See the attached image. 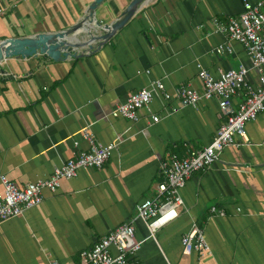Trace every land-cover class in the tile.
<instances>
[{
	"label": "crops",
	"instance_id": "crops-1",
	"mask_svg": "<svg viewBox=\"0 0 264 264\" xmlns=\"http://www.w3.org/2000/svg\"><path fill=\"white\" fill-rule=\"evenodd\" d=\"M93 1L0 0V40L68 28ZM130 2L105 0L96 19L110 23ZM242 11L243 0H148L85 56L0 62V172L18 186L49 177L56 165L87 148L80 133L85 125L104 144L120 137L102 168L80 169L56 192L43 190L41 204L0 224V264H78L83 249L130 221L136 205L156 195L165 179L162 160L184 158L213 140L226 119L215 99L192 108L159 95L136 121L110 112L157 79L172 93L182 86L201 90L198 62L214 74L252 68L240 42L213 31V19L227 22ZM229 42L231 52H216ZM249 77L257 82L255 70ZM152 114L161 119L152 121ZM248 123V142L225 148L189 177L179 216L157 231V240L135 221L136 238L144 241L126 264H264V111ZM213 204L227 215L211 214ZM194 223L212 253L183 252L182 237Z\"/></svg>",
	"mask_w": 264,
	"mask_h": 264
},
{
	"label": "built area",
	"instance_id": "built-area-1",
	"mask_svg": "<svg viewBox=\"0 0 264 264\" xmlns=\"http://www.w3.org/2000/svg\"><path fill=\"white\" fill-rule=\"evenodd\" d=\"M213 29L216 33L228 36L230 42H240L251 57L252 68L240 65L214 74L198 62L201 90L182 86L172 93L163 80L157 79L129 94L127 100L118 104L110 114L136 121L140 118L141 110L149 108L154 98L161 95L166 101L175 98L181 106L192 108H198L203 99H215L226 116L225 121L218 127L213 140L203 148L190 149L184 158L171 154L168 159L162 160L160 167L165 179L158 184L156 195L140 201L136 205V215L130 221L118 225L92 246L83 249L78 264H126L138 253L144 241L136 238L135 221L141 220L148 229V238L157 240V231L179 216V208L184 203L182 189L189 177L211 166L225 148L240 146L249 141L246 124L256 120L264 111V0H243V11L238 16L230 17L227 22L213 19ZM230 42L219 44L215 48L216 52H231ZM251 70L257 72V82L250 79ZM236 98H239L237 104L234 103ZM176 110L174 107L173 111ZM151 119L156 122L161 116L152 114ZM80 133L88 147L76 150L71 158L56 165L45 179L18 186L7 174L0 172V224L41 204L44 199L43 190L56 192L62 180L76 177L80 169L102 168L120 140L118 137L108 144L100 142L89 124ZM74 146H79L78 140L74 141ZM240 209L237 208L238 211ZM210 212L219 216L227 215V210L216 204L211 205ZM182 246L185 254L212 253L203 229L195 223L183 235ZM50 264L61 263L51 259Z\"/></svg>",
	"mask_w": 264,
	"mask_h": 264
},
{
	"label": "water",
	"instance_id": "water-1",
	"mask_svg": "<svg viewBox=\"0 0 264 264\" xmlns=\"http://www.w3.org/2000/svg\"><path fill=\"white\" fill-rule=\"evenodd\" d=\"M105 0H94L86 14L75 24L55 32H39L30 36L10 37L0 40V62L13 57H38L44 55L52 60L82 57L107 42L148 0H131L110 23L96 19V10Z\"/></svg>",
	"mask_w": 264,
	"mask_h": 264
},
{
	"label": "rangeland",
	"instance_id": "rangeland-1",
	"mask_svg": "<svg viewBox=\"0 0 264 264\" xmlns=\"http://www.w3.org/2000/svg\"><path fill=\"white\" fill-rule=\"evenodd\" d=\"M248 124H249V123L246 124L247 134H249V131H248ZM249 135H250V134H249ZM157 233H158V232H157ZM157 233H156V234H157ZM137 235H138V234H137ZM138 254H139V253H138ZM135 256H136V255H135Z\"/></svg>",
	"mask_w": 264,
	"mask_h": 264
}]
</instances>
